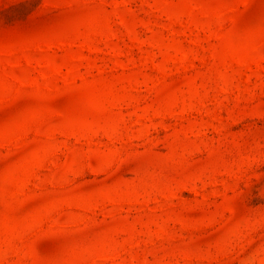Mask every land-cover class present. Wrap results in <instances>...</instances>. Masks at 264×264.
<instances>
[{"label": "rangeland", "instance_id": "rangeland-1", "mask_svg": "<svg viewBox=\"0 0 264 264\" xmlns=\"http://www.w3.org/2000/svg\"><path fill=\"white\" fill-rule=\"evenodd\" d=\"M0 264H264V0H0Z\"/></svg>", "mask_w": 264, "mask_h": 264}]
</instances>
